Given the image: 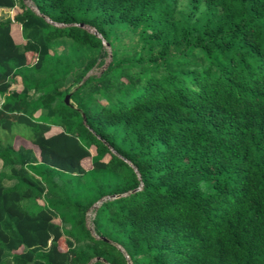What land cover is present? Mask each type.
<instances>
[{"label": "trees", "instance_id": "trees-1", "mask_svg": "<svg viewBox=\"0 0 264 264\" xmlns=\"http://www.w3.org/2000/svg\"><path fill=\"white\" fill-rule=\"evenodd\" d=\"M20 1L0 264H264V0Z\"/></svg>", "mask_w": 264, "mask_h": 264}, {"label": "rangeland", "instance_id": "rangeland-1", "mask_svg": "<svg viewBox=\"0 0 264 264\" xmlns=\"http://www.w3.org/2000/svg\"><path fill=\"white\" fill-rule=\"evenodd\" d=\"M22 2L31 7L32 9H35L34 6L32 5V3L29 1V0H22ZM20 3L21 1L18 0L17 4L15 5V7L13 8H0V20L2 19H5L7 17H10L12 18L17 12H20ZM88 30L92 31L93 32V29L92 28H88ZM20 30H19V25L18 23L16 22H13L12 23V34L14 36V39L17 41V42H21L23 43V40L20 38V34H19ZM136 38L131 34L129 37H125V42H131V41H134ZM68 48V42L65 41V40H59L57 41L52 49L57 51V52H66ZM105 48H106V51L109 52V47L105 45ZM33 58H30V61H32ZM105 62L103 64H98L96 65L91 71H90V74H98L99 71L105 66L106 62L108 61V57H105ZM21 88L20 85L18 84H14L12 83L11 86H10V89H16V90H19ZM60 128L58 127H54L52 132H57L59 131ZM0 136L3 138V139H7L9 138L10 136H12L10 133H6V132H0ZM14 144L17 145L18 143H26L25 140L22 138V137H19V135L15 134L14 136ZM92 151V150H91ZM108 158V155H106L104 157V160H106ZM82 165L84 168L88 169L91 167V161H90V158H85L82 160ZM0 169H1V163H0ZM11 182L10 181H6V184H10ZM92 216H93V211L92 209L90 208L87 213H86V222H87V226L88 228L92 231Z\"/></svg>", "mask_w": 264, "mask_h": 264}, {"label": "water", "instance_id": "water-1", "mask_svg": "<svg viewBox=\"0 0 264 264\" xmlns=\"http://www.w3.org/2000/svg\"><path fill=\"white\" fill-rule=\"evenodd\" d=\"M82 25H83V24H80V26H82ZM93 33H95L98 37H100V38L102 39V37H101V36H100L95 30H93ZM103 44L106 45V46H109L108 43H106V42H104V41H103ZM68 99H69V95L67 94V95L65 96V98H64L65 103H68ZM98 203H99V201H97L96 203H94V204L92 205L91 208H95V207L97 206Z\"/></svg>", "mask_w": 264, "mask_h": 264}, {"label": "built area", "instance_id": "built-area-1", "mask_svg": "<svg viewBox=\"0 0 264 264\" xmlns=\"http://www.w3.org/2000/svg\"><path fill=\"white\" fill-rule=\"evenodd\" d=\"M91 209H92V211H93V216H94V209H95V208H91ZM93 216H92V218H93Z\"/></svg>", "mask_w": 264, "mask_h": 264}]
</instances>
